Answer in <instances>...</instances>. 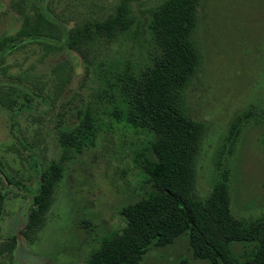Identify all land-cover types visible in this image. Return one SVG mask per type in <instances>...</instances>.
I'll return each instance as SVG.
<instances>
[{
  "label": "rangeland",
  "instance_id": "374dc122",
  "mask_svg": "<svg viewBox=\"0 0 264 264\" xmlns=\"http://www.w3.org/2000/svg\"><path fill=\"white\" fill-rule=\"evenodd\" d=\"M32 1L0 0V37L19 29L23 18L18 4ZM45 1L68 26L81 28L87 18L115 14L121 2ZM122 2L130 7L133 25L115 28L110 36H93L83 45L89 49L85 60L76 50L63 47L43 54L45 46L37 42L14 45L0 59V75L28 73L36 78L47 76L53 64L66 57H76L78 62L71 83L56 99V110L23 108L12 117L0 104V156L23 182L29 183L32 174L28 146L42 165L51 158L62 165L46 223L31 236L24 233L30 194L0 169L7 192L0 239L11 241L16 236L13 248L0 253V264H84L102 234L119 231L125 224L120 207L150 188L134 162L136 150L146 145L143 133L111 122L106 114L107 123L95 143L78 152L65 149L56 136L57 110L75 119L78 107H107L111 73L137 72L153 49L149 22L161 0ZM198 14L195 37L201 59L187 84L185 101L192 115L207 123L196 165V192L200 196L212 192L219 179L218 162L223 160L230 169L233 215L264 218V143L260 140L264 132V0H199ZM234 248L240 245L235 243ZM137 264L214 263L194 255L182 234L167 245H152Z\"/></svg>",
  "mask_w": 264,
  "mask_h": 264
},
{
  "label": "trees",
  "instance_id": "16d2710c",
  "mask_svg": "<svg viewBox=\"0 0 264 264\" xmlns=\"http://www.w3.org/2000/svg\"><path fill=\"white\" fill-rule=\"evenodd\" d=\"M198 4L199 0H161L152 9L149 31L153 49L137 72L111 73L107 107H78L75 119L57 110L56 136L65 149L78 152L93 145L107 123L106 114L111 122L135 134L143 133L146 142L136 150L134 162L150 182L149 190L120 207L125 224L119 231L102 234L84 264H137L152 245H167L182 234L194 255L214 264H264V218L233 215L230 169L225 161L218 162L220 174L212 192L205 196L196 192V165L207 123L195 118L185 101L187 84L201 59L195 37ZM18 9L21 26L14 34L0 37V59L14 45L37 42L45 46L43 54L63 47L76 50L85 60L89 49L83 45L93 36H110L115 28L122 30L134 22L130 7L122 0L115 14L87 18L82 28L68 26L49 10L45 0L19 3ZM75 58L54 63L47 76L0 75V104L12 117L23 108L45 113L56 110V99L72 81ZM260 140L264 143V132ZM26 149L32 168L29 183L23 182L1 156L0 169L10 182L30 194L24 233L31 236L46 223L62 165L54 158L42 165L35 151L29 146ZM4 184L0 176V218L7 195ZM15 237L11 241L0 239V253L13 248ZM235 243L239 249L234 248Z\"/></svg>",
  "mask_w": 264,
  "mask_h": 264
}]
</instances>
